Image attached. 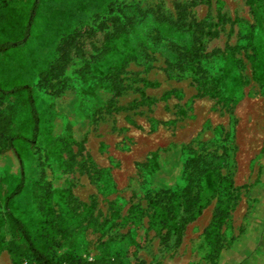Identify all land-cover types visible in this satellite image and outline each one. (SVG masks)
<instances>
[{
    "label": "rangeland",
    "instance_id": "rangeland-1",
    "mask_svg": "<svg viewBox=\"0 0 264 264\" xmlns=\"http://www.w3.org/2000/svg\"><path fill=\"white\" fill-rule=\"evenodd\" d=\"M30 1L12 0L13 11L0 25V38L22 37ZM109 10L132 25L129 36L137 61L121 76L122 92L112 109L105 106L110 95L102 94L99 102L92 99L83 110L74 104L71 91L56 94L55 83L48 84L41 71L68 32ZM258 21L264 23V0L257 7L246 0H41L29 37L13 50L15 56H0V81L22 76L31 86L41 119L34 155L25 164V189L16 199L17 214L55 250L64 248L63 224L71 232L86 228L78 233L75 246L87 259L115 254L126 255L131 264H264V244L253 236L259 230L264 241V217L258 216L261 224L249 222L258 196L264 195V158H259L264 89L252 80L246 45L249 28H256ZM106 33H97L96 48L102 47ZM194 54V69L201 67L193 73L198 82L178 67L189 64ZM228 54L238 62L244 81L234 103L198 96L197 87L204 83L216 92L225 85L216 78ZM96 63L102 70L108 66L104 60ZM79 66L82 63L73 68ZM10 104L16 121L29 117L23 101ZM173 145L188 149L185 159L194 180L203 170L215 168L232 180L236 199L218 233L204 234L217 205L215 197L169 248L165 227L152 226L159 219L152 220L146 194L150 187L137 165L150 153L165 150L158 182L172 185L178 177L182 185L184 169L179 155L170 151ZM16 166L14 158H0L2 197ZM2 217L0 203V222ZM0 234L9 238L2 225ZM0 264L16 262L3 251Z\"/></svg>",
    "mask_w": 264,
    "mask_h": 264
},
{
    "label": "trees",
    "instance_id": "trees-1",
    "mask_svg": "<svg viewBox=\"0 0 264 264\" xmlns=\"http://www.w3.org/2000/svg\"><path fill=\"white\" fill-rule=\"evenodd\" d=\"M40 1L31 0L29 2L23 23H21L23 31L21 38H13L9 35L0 38V56H15L13 50L23 45L29 37ZM246 1L251 7H257L259 3V0ZM11 2L12 0H0V25L13 11ZM121 17V15L112 13L111 10L107 14H96L88 22L84 21V24H78L59 41L54 57L41 71V76L48 84L55 83L53 91L56 94L63 95L71 91L75 97L74 104H80L83 110L92 99L99 102L102 94H108L110 99L105 106L108 110L112 109V104L122 92L121 76L126 73V67L130 63L137 61V54L131 46V37L129 36L132 25ZM108 22L110 26H108ZM104 30H107V33L104 35L103 45L100 49L96 48L94 44L97 33ZM246 45L250 48L251 53L249 62L252 80L264 89L263 22L258 21L256 28L253 26L249 28ZM87 46L91 51L86 49ZM224 59H227V62L223 63L222 74L216 80L224 79L225 85L221 86L218 92L214 90V87L206 86L205 83V87L200 85L201 87L198 86L197 90L198 96L217 97L228 105V103H234L244 81L240 74L239 64L232 60V55L228 54ZM100 60L108 63L106 70H102L97 65L96 62L99 63ZM197 61L198 55L194 54L189 64L184 67L178 65L179 70L181 72L190 71L193 78V73L201 71L199 64L195 69L193 67V63ZM80 63L82 66L73 68ZM69 67L73 69L71 68V74L67 76L65 69ZM168 68L171 66L168 65ZM203 73L205 72L203 71ZM60 78L63 80L59 81ZM193 79L198 82L197 78ZM18 99L27 106L29 114V117L23 121H16L13 107L11 104L9 105L11 100ZM90 109L92 110L94 107H90ZM40 126L41 119L31 86L20 75H16L6 82L0 81V158L12 157L17 164L8 191L3 197L0 192V203L3 210L0 225L9 234V238L6 240L0 234V254L7 251L16 264L23 262L28 264H131L126 255L110 254L105 256L101 254L93 256L92 260L78 255L75 246L76 239L81 230H86L82 226L78 231L71 232L68 225L63 224L60 228L64 248L55 250L49 245L46 238L39 234L40 231L31 229L29 220L21 218L17 214L19 204L16 199L23 193L26 185L25 164L34 155L40 137ZM55 142L58 143V141ZM170 151L177 153L181 158L180 166L184 169L182 185L178 181V177L174 179L172 185L158 182L159 174L163 168V164L160 162L161 153H166L165 150L150 153L147 160L138 164L137 167L142 174L144 183L148 188L150 187L146 193L149 194V197L147 195L145 197L150 199L149 205L153 210L152 220L159 219L152 223V226L165 227L171 241L169 248H174L179 242L180 233L184 227L197 219L215 197L217 205L212 214L211 223L204 234L218 233L228 220L231 209L235 206L236 189L233 187L232 180L223 176L215 168L203 170L198 179L194 180L195 173L190 170L188 157L185 159V155L188 153L186 146L173 145L170 147ZM259 158L263 162L264 146ZM258 216L264 217V195L258 196L257 203L251 211L249 218L251 225L263 223L258 219ZM161 217L163 218L161 219ZM253 233L257 241L264 244L263 238H261L262 232L254 230ZM99 246L104 247V242H100Z\"/></svg>",
    "mask_w": 264,
    "mask_h": 264
},
{
    "label": "crops",
    "instance_id": "crops-1",
    "mask_svg": "<svg viewBox=\"0 0 264 264\" xmlns=\"http://www.w3.org/2000/svg\"><path fill=\"white\" fill-rule=\"evenodd\" d=\"M81 20H85V19H84V18H82V19H80V21H81ZM79 24H80V23H79ZM102 241H105V240H102ZM94 243H95V242H94ZM88 260H92V259H88Z\"/></svg>",
    "mask_w": 264,
    "mask_h": 264
}]
</instances>
